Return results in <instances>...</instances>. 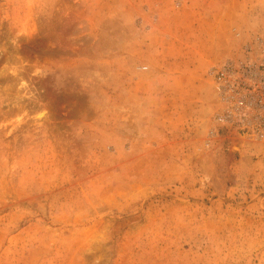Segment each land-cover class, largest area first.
<instances>
[{"label": "rangeland", "instance_id": "rangeland-1", "mask_svg": "<svg viewBox=\"0 0 264 264\" xmlns=\"http://www.w3.org/2000/svg\"><path fill=\"white\" fill-rule=\"evenodd\" d=\"M259 33L264 0H0V264H264V147L207 133Z\"/></svg>", "mask_w": 264, "mask_h": 264}, {"label": "built area", "instance_id": "built-area-1", "mask_svg": "<svg viewBox=\"0 0 264 264\" xmlns=\"http://www.w3.org/2000/svg\"><path fill=\"white\" fill-rule=\"evenodd\" d=\"M234 55L208 70L214 104L207 133L232 132L264 147V33Z\"/></svg>", "mask_w": 264, "mask_h": 264}, {"label": "crops", "instance_id": "crops-1", "mask_svg": "<svg viewBox=\"0 0 264 264\" xmlns=\"http://www.w3.org/2000/svg\"><path fill=\"white\" fill-rule=\"evenodd\" d=\"M231 47H232V49L235 47V43L234 42L230 45V48Z\"/></svg>", "mask_w": 264, "mask_h": 264}]
</instances>
